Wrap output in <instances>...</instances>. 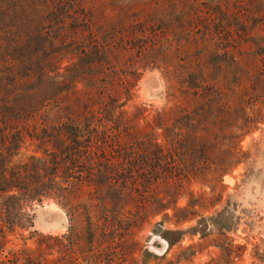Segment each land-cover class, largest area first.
Masks as SVG:
<instances>
[{"label": "rangeland", "instance_id": "1", "mask_svg": "<svg viewBox=\"0 0 264 264\" xmlns=\"http://www.w3.org/2000/svg\"><path fill=\"white\" fill-rule=\"evenodd\" d=\"M49 2L11 1L8 17L0 8V28L8 29L0 36V70L14 77L8 95L23 110L54 94L69 105L63 116H75L73 105L80 104L73 90L81 101L120 99L122 106L104 117L116 126L128 122L132 133L109 137L117 154L109 158L112 171L129 160L126 171L136 172L140 190L125 180L102 191L116 212L124 205L134 210L126 221L111 219L105 239L113 240L116 249L107 248V263L264 264V117L244 127L250 104L231 92L227 108L221 104L222 91L204 87L222 84L221 58L178 27L173 12L178 0H161V8L157 0H51L48 10ZM48 25L56 40L45 33ZM152 39L174 47L141 51L139 45ZM49 74L58 77L49 79ZM258 101L264 107V99ZM171 108L167 128L147 125L158 111ZM122 110L125 116L119 115ZM0 136L13 145L14 160L53 149L27 124L25 113L0 127ZM237 147L239 162L232 158ZM145 191L143 208L137 195ZM5 202L0 196L4 254L25 244L35 247V231L68 232V213L54 199L26 207L27 219L19 221L8 215Z\"/></svg>", "mask_w": 264, "mask_h": 264}, {"label": "trees", "instance_id": "2", "mask_svg": "<svg viewBox=\"0 0 264 264\" xmlns=\"http://www.w3.org/2000/svg\"><path fill=\"white\" fill-rule=\"evenodd\" d=\"M11 1L14 0L0 2L6 17L12 12L7 9ZM157 3L161 8V0H157ZM173 8L178 27L189 33L197 46L203 44L212 57L221 58V62H217L223 70L220 75L222 84L204 87L222 91L221 104L227 108L231 105L227 96L231 92L239 94L241 100L250 104L252 113L244 118V127L255 124L257 116L264 117V107L258 101L264 99V0H178ZM47 9H53L51 0ZM44 30L53 40L58 38L53 33L51 35V25L44 27ZM7 31V28H0V36L5 37ZM150 46L163 51L160 49L168 50L174 44L152 39L146 45H139L141 51L148 50ZM81 53L84 56L88 54L86 49ZM167 69L169 73V67ZM54 77L58 76L49 74V79ZM231 78L233 80L230 81ZM0 79V127L13 120L15 115L25 113L27 124L44 134V141L53 145V149H47L42 156L32 155L27 160H14L17 153L12 151L13 145L8 141L2 142L0 136V196L6 197L8 215L13 221L27 219L24 212L26 207L51 198L67 211L70 222L67 233L35 231V247L25 244L23 248L4 254L7 239L0 221V264H108L105 257L107 248L116 249L113 240L107 242L105 239L111 229L108 227H112L111 219L126 221L134 210L124 205L116 212L105 200L106 197L103 198L102 191L110 185L123 186L125 180L131 181L133 189L140 190L136 172L126 171L130 166L129 160L118 162L120 169L112 171L113 162L109 158V154L117 155L115 148L109 144V137L113 133H132L128 122L116 126L109 123L113 122L111 119L104 117L110 108L117 110L122 106L118 103L120 99L111 97L110 101L103 102L99 101L102 98L96 102V99L81 101L77 90H73L71 96H75L80 104L73 105L79 113L75 116L71 113L63 116L69 105L61 96L54 94L45 95L23 110L14 106L8 95L11 89L9 81L14 79L12 74L0 70ZM171 90L172 99L175 97L174 83ZM177 107L181 106L174 108ZM182 108L188 110L186 106ZM172 110L158 111L147 125L153 130L167 128ZM125 114L126 111H119V115ZM93 117L100 121L88 120ZM52 123L53 128H50ZM232 135L236 138L238 132L232 130ZM240 151V147H237L233 153L232 158L237 162ZM137 196L143 199L141 207L145 208L147 191Z\"/></svg>", "mask_w": 264, "mask_h": 264}]
</instances>
